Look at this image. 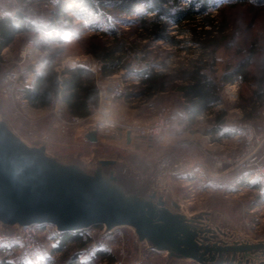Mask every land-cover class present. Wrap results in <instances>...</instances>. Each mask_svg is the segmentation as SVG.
<instances>
[{"label":"rangeland","instance_id":"obj_1","mask_svg":"<svg viewBox=\"0 0 264 264\" xmlns=\"http://www.w3.org/2000/svg\"><path fill=\"white\" fill-rule=\"evenodd\" d=\"M57 1L4 0L5 4L1 3L2 16L0 17L7 14L10 15L15 8H23V5L26 3L29 5L28 11L31 13L30 15L35 14L33 16L40 23L50 18L56 19L55 21L58 24L65 26L68 24L69 18H72L75 24H81V26L82 24H86V27L80 26L84 32L78 33L79 37L74 38V40L70 38L65 44L51 42L48 40L51 38H45V41L39 43L33 33H25L19 36L8 50V53L3 54L4 50L2 51L0 58V81L5 72L17 66L16 62L20 59L21 48L26 44L32 42L39 43H37L32 56L27 58L23 63L25 69L23 78L26 72L30 71L33 67L34 70L38 68L44 69L45 57L53 55V53H58L54 66L60 72L66 68L62 66L63 63H60L64 58L88 64L92 62V60L82 56L86 46L85 41H82V39L87 38L95 31L88 27L89 23L102 30L108 29L110 25L121 30L129 28V22L124 21L122 17L113 19L109 24L97 22L94 11L87 6L82 7V2H79V0H68L76 8L72 9L71 5L60 18H55L54 10L56 9L55 3ZM228 1L231 3L235 2V0H220L217 4L222 5ZM18 3L20 5H17ZM224 14L229 20L230 31L233 35L228 40L226 46L218 51L217 64L213 67L214 72H211V75L216 78L220 85L222 102L219 105L212 106L208 112H204L203 117L196 118L194 122L186 120L182 123L180 122L181 120L183 121L185 100L179 90L170 89L165 93H156L149 99L129 95L128 93L131 91H139V89L133 88V85L139 83L140 79L136 74L128 73L125 68H121L115 73V75H121L124 78L125 96L106 104V111H108L105 114L106 117L114 120L118 126L108 130L100 129L101 133H104V137L106 135L108 138L105 142L92 144L85 139V129L92 123H88V120L84 119L77 121L76 117L79 115L62 104L61 96L58 104L62 113L61 118L50 111V105L44 113L35 114L30 109L33 107L27 102L24 112L29 119L22 118L18 120L22 122L24 130L31 135L47 129L50 133V140L58 145L57 150L50 149L49 152L64 162H69L75 157L87 162L92 161L94 157L98 156H116L119 152L117 149H127L134 153H142V151L133 150L130 147L128 149L124 141L123 145H118V141L115 140V133L118 130L125 131L128 127L145 125L160 115L167 117L171 127L173 125L172 119H174V122L180 123V128L176 127L177 131L182 130L185 132L178 133L177 135L180 143H195L202 148L204 153L205 151H218L222 149L226 143L218 142L215 134L211 135L209 133L215 131L216 117L219 113L224 110L226 111L223 116L226 123L223 127L232 130V127L241 121L250 120L259 124L260 111L264 107V99H258L254 96V86L240 80L228 84H224L221 80V76L227 69L233 68L240 61L248 57L249 45L255 38H258V41L264 46V2L259 3L249 0L245 3H237L234 6H226ZM172 33L176 32L172 30ZM148 46L150 53H148L147 59L152 61L151 66L156 67L157 70L167 72L181 66L188 67L191 60L199 56V51H196V48L192 51L179 50L164 41H151L148 42ZM62 47L63 50H60ZM44 48H47V51H44ZM262 51L263 54L261 56L264 57V50ZM35 53H38V55L35 56ZM146 60H136L134 61V66L137 68L148 66L149 64ZM162 64L167 65L165 69ZM261 67H264L263 64L260 65ZM92 77H94L96 83L95 75L93 74ZM110 82L103 83V86L108 85ZM234 91H236V94L233 95ZM253 97L254 99H252ZM95 107L98 109V106ZM95 112L98 111H93V113ZM135 133L137 134V131ZM197 133L199 135H195ZM206 134L209 138L204 137ZM138 136L143 137L137 134ZM123 155L125 154L122 153ZM135 155L134 159L140 160V157L137 154ZM138 175L140 176V172H138ZM232 177L225 179V182L224 180L221 181H223L225 186L232 185ZM252 179L254 184L247 182V185L238 187L237 191L232 189L227 194V197L222 193L221 186L213 182L211 191L208 192L211 199L207 202L209 206L215 204L230 206L231 212L236 217L238 224L244 228L248 235L256 239H263L264 223L260 224L252 232L242 223V212L245 206L252 209L254 205L255 212L249 213V218H252L251 216L256 212L264 214V188L257 179ZM234 186L232 185L231 187ZM34 232L35 234L32 239L1 242L0 261L5 260L12 264H36L47 259H53L55 260L54 264H65L71 257L77 255V264H117L118 262H122V264H198L191 260H171L166 252L149 251L145 253L144 247L146 244H139L136 241L135 233L128 227L116 229L111 234L105 235L102 227L97 226L82 232L69 233L65 238H62L64 234H57L55 228L51 225L40 226Z\"/></svg>","mask_w":264,"mask_h":264},{"label":"water","instance_id":"obj_2","mask_svg":"<svg viewBox=\"0 0 264 264\" xmlns=\"http://www.w3.org/2000/svg\"><path fill=\"white\" fill-rule=\"evenodd\" d=\"M84 137L98 143V127L88 125ZM50 149L58 145L48 130L28 134L0 85V240H16L33 225H51L60 235L128 227L145 253L198 264H264V238L248 235L228 205L192 212L171 186L172 175L198 164L212 176L203 151L117 149L116 156L64 162Z\"/></svg>","mask_w":264,"mask_h":264},{"label":"trees","instance_id":"obj_3","mask_svg":"<svg viewBox=\"0 0 264 264\" xmlns=\"http://www.w3.org/2000/svg\"><path fill=\"white\" fill-rule=\"evenodd\" d=\"M220 0H79L81 6L91 8L97 22L111 23L115 18L122 17L129 22V28L118 29L109 26L102 30L91 25L94 33L85 41V52L101 62V73L109 76L125 68L128 73H134L140 82L133 85L139 91H131V96L149 99L158 92L170 89L179 90L184 102V111L195 117L212 106L222 102L220 85L211 75L217 64L218 51L226 46L233 35L230 24L224 14L226 6L245 3L249 0L228 1L222 5ZM262 3L264 0H253ZM54 10L55 18H60L71 7L76 8L68 0H58ZM224 6V7H223ZM112 10H114L112 12ZM56 19H52L49 28L56 27ZM81 24H75L69 18L68 24L60 26L52 32V38L58 44H63L68 35H78L84 32ZM81 27H86L82 24ZM36 26L26 16H5L0 18V58L2 51L22 32L35 29ZM174 30L176 33H172ZM164 41L179 50L192 51L195 48L199 56L191 60L188 67L181 66L170 72L157 70L151 66L147 57L148 42ZM147 42V43H144ZM144 43V44H143ZM262 46V47H261ZM63 50V47L60 49ZM264 46L255 38L249 45L248 57L236 66L227 69L221 76L224 84L238 80L254 86V96L264 99ZM53 53L44 59L45 69L36 76L33 89H25V97L31 107H48L52 99L61 96L68 108L77 115L87 116L90 113V103L99 99V88L92 77L93 73L83 66L66 67L59 72L55 69ZM262 57V58H261ZM260 58V61H259ZM147 59L148 66L137 68L134 61ZM263 61V62H262ZM163 65L165 69L167 65ZM254 99V97L252 98ZM226 111H221L216 117L220 120ZM67 234H64L65 238ZM63 240V239H62ZM54 264L55 260L47 259L36 264ZM0 264H12L2 260ZM65 264H77V255L71 257Z\"/></svg>","mask_w":264,"mask_h":264},{"label":"built area","instance_id":"obj_4","mask_svg":"<svg viewBox=\"0 0 264 264\" xmlns=\"http://www.w3.org/2000/svg\"><path fill=\"white\" fill-rule=\"evenodd\" d=\"M1 1L2 0H0V16H2ZM18 12L23 13V10L20 8H15L10 16H15ZM37 43L32 42L24 45L21 48L19 55L20 59L18 62H16L17 66L5 72L0 81L1 89L7 96L11 112L17 119H29V117L24 112V107L27 106L28 102L25 97L24 90L31 89L35 83V79L29 80L27 77L23 78L25 72L23 63L27 58L32 56L34 49L37 47ZM40 72V69L35 72L36 76L40 74ZM108 79V81L111 82L103 87L100 91V103L98 105V109L93 107V111H102L107 108V103H111L112 101L125 96L126 89L123 76L114 74L109 76ZM235 92L236 91H234L233 95L236 94ZM59 98L60 96H56L52 99L50 103V111L61 118L62 113L60 112V108L58 106L60 100ZM82 119V117H76L77 121H81ZM169 122L170 121L167 119V117L160 115L145 125L128 127L127 131L131 130L132 133L137 131L138 135L153 138L158 145H162L171 128ZM92 124L96 125L99 130H108L118 126L114 120L107 117L98 119ZM119 131L120 130L117 132ZM231 131L238 138L241 146H224L218 151H205L208 159L212 163L215 170L233 176L231 181L233 186H237V180L242 176L249 175L250 177L257 179L264 188V107L260 111L259 124H256L250 120L241 121L235 124ZM197 173V177L203 176L201 168L197 169ZM232 185H224L223 187H220L225 197H227V194L232 191ZM208 189L211 190V187ZM188 190L190 191L189 197L194 199L195 195L197 194L196 188L191 186L188 188ZM192 199L190 198V200ZM243 209L242 223L248 228L250 232L256 230L260 224L264 223V214L262 212H256L257 214L255 213L253 216H251L252 218H249V213H254L255 209H250L246 206L243 207ZM39 227L40 226L38 225L26 227L23 230L22 237L16 240H0V243L3 241H22L26 239H32L33 235L35 234V229ZM117 264H122V262H118Z\"/></svg>","mask_w":264,"mask_h":264},{"label":"crops","instance_id":"obj_5","mask_svg":"<svg viewBox=\"0 0 264 264\" xmlns=\"http://www.w3.org/2000/svg\"><path fill=\"white\" fill-rule=\"evenodd\" d=\"M1 3L3 4L4 0H2ZM17 5H20V3H18ZM17 8H20L23 10V14H24L23 16H26L33 23V25L36 26V28L31 30V31H28V32L19 33L15 37L12 44H10L8 47H6L4 49L3 54L8 53V50L15 43L16 39L19 36L24 35L25 33H33L36 36V39H38L39 43L45 41V38H51L52 40L51 39H48V40H50L51 42L53 41L54 43L58 44L57 40H54L52 38V35H53L52 32L53 31L56 32L58 30V28H60V26H61L60 24H58L57 21H56V27L55 28H49V24L51 23L52 19L48 18L47 21H45V22H42V23L38 22L37 18H35L33 16L35 14L30 15L31 13L28 11L29 5H27L26 3L23 5V8H21V7H17ZM7 15H9V14H7ZM7 15H5V16H7ZM76 37L78 38L79 35H68L67 37H65V39H64L65 42L63 44H65L66 41L69 40L70 38H72L74 40V38H76ZM75 40H77V39H75ZM44 49H45L44 51H47V48H44ZM84 53H82V56L86 57V59L92 60V62H90L89 64L85 63V62H79L76 60H70V59H65V58L60 63L61 64L63 63L62 66H64V67L83 66V67L87 68L88 70H90L95 75L96 85L99 88V99L97 102L90 103V113L87 116H80L79 115V117H82L84 120H88V123L89 122L94 123L98 119L105 118L106 117L105 114L108 112V111H106V109L99 111L98 113H93L91 110L93 109V107L99 105V103H100V91L102 90L103 87H105V86H103V83H106L108 81V77L111 75H109V76L102 75V73H101V66H102L101 62L97 61L91 54H88L86 52H84ZM37 55H38V53H35V56H37ZM56 57L54 58V61H55ZM38 66H39V64H38ZM43 67L45 69L44 65H43ZM60 67H61V65H60ZM39 69L40 68H38L37 70H34V67H33L30 71L26 72L25 77H27L29 80L35 79V82H36L35 72H37ZM44 69L43 68L40 69V71L42 70L40 73H42L44 71ZM55 69L58 70L57 68H55ZM58 71L60 72V70H58ZM34 86H35V83L31 87V89H33ZM165 92H167V91H165ZM165 92H158V93H165ZM182 97H183V95H182ZM62 104L68 108V106L65 102H62ZM219 104H217V105H219ZM48 107H45V108H34L33 107L30 109H32L35 114L39 115V114H42L45 111H47ZM208 111H209V109L203 111L202 113H200L199 115H197L195 117H191L189 114H187L184 111L183 112V121L181 120L180 122L182 123V122H184V120L194 122L196 118L199 119V118L203 117L204 112H208ZM172 122H173V125L170 128L169 135L164 139L162 145H158L156 143V141L150 137H139V136L137 137V134L135 132L132 133L131 143H128L127 142V129L125 131L116 132L115 133V136H116L115 140L119 142V143L117 142L118 145H123L122 143L124 141V143L126 144V147L128 149L130 147V149L139 150V151H142L143 153L152 152L154 150L160 152V151L176 149V148H183V147H192L196 150L203 151L202 148L195 143H190V144H187V143L185 144L182 142L180 143V139H177V138H179V137H177V135H178V133L180 134L183 131L182 130L177 131V129H176V127L180 128L179 127L180 123L178 124L177 121H176L177 123L174 122V119H172ZM225 123L226 122L224 121L223 118L220 120V122L217 121L215 131L209 132V133H211V135L215 134L217 141L218 142L221 141V143L222 142L226 143L225 146H229V147L241 146V143L239 142L238 138L232 133V131L230 129H226V127H223ZM183 133H185V132H183ZM195 135H199V133H197ZM98 137H99V142H105L108 139L106 137V135L104 137V133L102 134L101 130H99V129H98ZM204 137L209 138L207 136V134ZM206 163L209 165L212 176H209L206 172V169L200 164L195 165L188 173L177 174V175L171 176V186L173 187V189L175 190L177 195L180 196L182 201L190 208V210L192 212H196V211H199L202 209L211 208V207H214L216 205H219V204H215V205L209 206L208 202L211 198H209L208 192H210L211 190H209L208 188L212 187L213 182H215L219 186L223 187L224 183L221 180H224V182H225L226 181L225 179L232 177V175H230V174H224L222 172L215 170L212 163L210 162V160L207 159ZM199 168H201L202 172H203V176H201V177L196 176L198 174L197 169H199ZM252 178L253 177H250V176H242L240 179L237 180V186H242V185L245 186V185H247V182H249V184H254ZM191 186L196 188L197 194L195 195L194 199H192V197H189L190 191L188 190V188ZM237 186L235 185L232 189L234 191H237V188H238ZM190 198L192 200H190ZM263 208H264V206H263ZM252 209H254V205H253Z\"/></svg>","mask_w":264,"mask_h":264}]
</instances>
